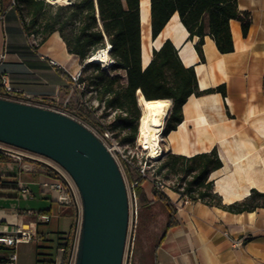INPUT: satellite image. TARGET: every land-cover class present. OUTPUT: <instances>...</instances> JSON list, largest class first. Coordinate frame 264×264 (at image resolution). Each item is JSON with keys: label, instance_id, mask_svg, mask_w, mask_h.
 <instances>
[{"label": "crops", "instance_id": "0c3cea01", "mask_svg": "<svg viewBox=\"0 0 264 264\" xmlns=\"http://www.w3.org/2000/svg\"><path fill=\"white\" fill-rule=\"evenodd\" d=\"M237 7L249 13L247 34L242 35L239 21L230 20L233 51L219 53L215 42L205 36L201 59L195 50L198 38H188L177 13L153 39L150 13L143 25L139 1L141 68L150 62L152 51L168 40L181 63L193 68L198 91L223 87V92L189 96L182 106L181 122L162 135L161 145L166 152L187 157L215 148L222 166L210 173L209 180L224 204L243 200L251 190L264 193V0H237ZM3 51L0 69L11 87L20 91L23 103L73 107L79 88L72 77L81 72L82 63L67 52L57 32L39 43L37 36L25 33L18 12L9 5L0 15V54ZM47 58L60 68L49 65ZM51 179L40 166L25 171L9 159L0 163V226H29L33 217L28 212L48 217L36 224V242L15 248L16 264H37V245L42 247L41 259L56 262L60 258L58 246L73 218L70 205L53 202L43 186ZM148 181L140 186L145 198L153 201ZM21 188L28 194L21 193ZM165 194L174 205L177 195L168 190ZM174 219L175 225L151 249L149 264H264V208L232 214L196 202L176 207ZM8 252L0 249V258Z\"/></svg>", "mask_w": 264, "mask_h": 264}, {"label": "trees", "instance_id": "16d2710c", "mask_svg": "<svg viewBox=\"0 0 264 264\" xmlns=\"http://www.w3.org/2000/svg\"><path fill=\"white\" fill-rule=\"evenodd\" d=\"M140 0H72L65 6H56L53 12L43 14L44 8H52L43 0H15L14 8L18 12L23 29L29 36L38 37L43 42L50 34L57 32L64 42L67 52L79 59L81 63L98 50L110 46L108 55L113 61L107 69H100L97 63H87L96 75L89 79L87 86L93 89L96 99L105 109L115 112L114 122L123 130H130L126 140L136 138L140 112L137 107V92L145 100H168L171 103L162 135H167L182 120V106L191 95L199 96L212 91L223 92V87H216L204 92L198 91L197 79L192 67H185L179 59L177 50L166 40L158 50L152 51L148 65L142 69L140 60ZM10 0H0V15L9 7ZM29 17L26 21L25 14ZM151 37L155 39L170 17L177 13L181 23L188 32V38L197 37L195 50L203 59L202 45L204 37L209 36L221 54L233 51V42L229 28L230 20L241 24L242 35L249 28V13L237 7V0H149ZM40 19V22L38 21ZM82 73V71H81ZM80 73V76H81ZM77 84L85 83L80 77ZM3 91L0 89V95ZM56 108L67 110L61 105ZM81 112V111H80ZM76 114L88 122L98 125L92 114L86 117ZM103 132V130H101ZM162 163L157 173L165 170L166 175L179 178V184L172 191L186 195L192 203H202L208 207H216L232 214L253 212L264 208V193L251 190L241 201L224 204L222 198L213 189L209 180L211 172L219 169L222 162L215 148L209 152L187 157L166 152L161 156ZM8 158L0 154V163ZM124 167L129 182L137 180L135 194L139 203V227H144L154 219L153 208L159 204L165 213L164 232L175 225L176 207L168 196L152 188L153 201H148L141 188L145 180L133 179L128 164ZM70 207L73 220L77 215L74 207ZM138 223V222H137ZM74 222L70 230L61 238L58 248L63 249L61 264H67L74 240ZM162 237V236H161ZM46 242V241H45ZM46 248V247H44ZM43 248V249H44ZM48 248V247H47ZM0 249L11 251V248ZM42 247L36 246L37 264H55L54 260H43ZM5 256L0 258L4 260Z\"/></svg>", "mask_w": 264, "mask_h": 264}, {"label": "water", "instance_id": "95a60500", "mask_svg": "<svg viewBox=\"0 0 264 264\" xmlns=\"http://www.w3.org/2000/svg\"><path fill=\"white\" fill-rule=\"evenodd\" d=\"M0 143L54 162L74 182L81 203L74 264H122L127 191L98 137L61 112L0 97Z\"/></svg>", "mask_w": 264, "mask_h": 264}, {"label": "rangeland", "instance_id": "374dc122", "mask_svg": "<svg viewBox=\"0 0 264 264\" xmlns=\"http://www.w3.org/2000/svg\"><path fill=\"white\" fill-rule=\"evenodd\" d=\"M44 3L49 4L52 6V8H44L43 14H49L50 12H53L56 6H65L68 4L59 3V4H50L43 0ZM72 0H70V3ZM25 19L26 21L29 20L28 15L26 12ZM40 22V19H38ZM84 63V62H83ZM82 63V64H83ZM84 67V66H83ZM82 67V78L85 79V83L77 84L79 88L78 100L76 103L73 104V107L69 111L63 110L62 108H56L52 105L49 106L48 109H52L58 112H61L72 119L76 120L80 124H82L84 127H86L89 131H91L96 137H98L102 143L109 149L110 154L113 156L124 181L125 187L127 189L128 193V185H129V179L124 167V163L128 164L130 168V174L132 175L133 179H136L137 172L133 166H138L144 163L146 152L141 150L137 145V136H138V129L136 138L132 141L126 140V136H129L131 131L130 130H123L119 127V124L114 122L115 112L109 109H105L104 105L102 103H99L96 99V94L94 93L93 89L87 86V82L90 78L94 77L96 75V72L93 71L92 67ZM100 69H105L107 73H110L107 68H102L99 64ZM79 79V78H78ZM78 82V80H77ZM171 103L169 101V110H170ZM138 107V103H137ZM139 109V107H138ZM169 110L167 115L169 114ZM81 111V112H80ZM83 113L86 117L88 115L92 114L93 118H97V121L99 122L98 125H94L90 122H88L86 119L78 116L76 114ZM140 112V109H139ZM141 116V112H140ZM89 118V117H88ZM140 119V117H139ZM139 125V120H138ZM107 131L110 137V140H104L102 132ZM37 158H42L39 155H34ZM162 157H159L157 159H149V161L146 164V170L151 175L150 180L148 181L153 188V181L158 180L161 181L168 191H172L173 186H177L179 184V178L174 177L173 175H166L165 170H161L160 173H157V169L162 163L161 159ZM140 211V207L138 212ZM154 212V219L148 222L144 227L140 228L139 226V220L137 218V224L136 228L134 230V241L132 245V251H131V264H136L138 262L139 264H149L152 260L151 257V249L157 244L160 236L162 235L166 217L165 213L163 212L161 206L159 204H156L153 208ZM81 221V210L79 214L76 215L74 222V237H78V233L76 235L75 231L79 230ZM131 228L128 223V230H127V236L128 233L131 232ZM76 231V232H77ZM128 239V238H127ZM128 245L125 244V250H124V256L128 252ZM146 252V253H145ZM123 256V260H124ZM126 258V257H125Z\"/></svg>", "mask_w": 264, "mask_h": 264}, {"label": "built area", "instance_id": "2783aa9c", "mask_svg": "<svg viewBox=\"0 0 264 264\" xmlns=\"http://www.w3.org/2000/svg\"><path fill=\"white\" fill-rule=\"evenodd\" d=\"M14 4H15V0H10V6H14ZM108 47L109 46L107 44L105 48L108 49ZM4 58H5V51H3L0 54V66ZM41 58L44 59V57ZM47 62L49 65L55 68H60V65L53 59L47 58ZM86 62L87 60L84 61L82 67L86 64ZM110 62H111L110 64H112L113 61L110 60ZM79 76H80V72L74 77H72L74 83H77ZM0 84H1V89L3 91V94L0 95V97L23 102L22 97L20 95V91L18 89H14L11 87L7 75L3 73L1 69H0ZM102 135L104 140H110L107 131H103ZM161 141H162V133L160 134L159 147L163 151V154H165L166 150L164 147H162ZM107 150L109 151L108 148ZM0 154L5 155L9 160L19 163L22 170L31 171L32 169L35 168V166H40L43 169L47 170L52 175V179L50 181L44 182L43 186L49 190L53 202L57 204L70 205L74 207L77 211V214H79L81 210V203L77 188L74 182L72 181V179L70 178V176L60 166H58L54 162L44 157H43L44 160H42V158H37L36 156H34L36 154L21 149H17L14 147H10L7 145H3L1 143H0ZM149 159L152 158L146 152L144 163L138 166H133V168H135L137 172L138 178L150 180L151 175L148 173V171L145 168ZM136 186H137V180H133L132 182H129L127 197H128V206H129V226L132 230L130 233H128V236L126 237L128 252L124 256V260L122 264H131V251L134 241V230L136 228L138 210H139V203L135 194ZM153 186L157 190H160L164 193L167 191V188L161 181L158 180L153 181ZM20 191L23 194H28V190L26 188H21ZM175 194L177 195V199L174 202L175 207H183L187 204L192 203L188 196L180 195V193H175ZM28 215L33 217V222L29 226H14L11 229H7L6 227L0 226V246L4 248L12 249L7 253L4 260H0V264H16L17 255L15 253V248L19 244L36 242L38 240V236L36 234V224L38 222H45L48 217L46 215H42L36 212H28ZM76 231H75L76 235L77 233L79 234V230L77 232ZM77 239L78 237L75 236L67 264H74ZM235 244H237V241L235 242ZM58 252L60 254V258L55 262V264H61L63 249L59 248Z\"/></svg>", "mask_w": 264, "mask_h": 264}, {"label": "bare ground", "instance_id": "6f19581e", "mask_svg": "<svg viewBox=\"0 0 264 264\" xmlns=\"http://www.w3.org/2000/svg\"><path fill=\"white\" fill-rule=\"evenodd\" d=\"M50 4L70 3V0H45ZM140 10L143 25L147 24L149 16V0H140ZM109 46V45H108ZM108 49L98 50L95 54L87 58L88 63L100 64L102 68L110 65L111 58L108 55ZM146 49H143V61L146 62ZM138 107L141 112L138 125L137 145L146 151L152 159H157L163 155L159 147L160 134L164 128V122L169 110L168 100H145L139 93L137 97Z\"/></svg>", "mask_w": 264, "mask_h": 264}]
</instances>
